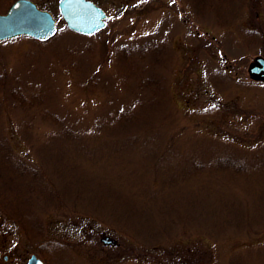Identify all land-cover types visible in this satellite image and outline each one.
<instances>
[{
	"label": "rangeland",
	"instance_id": "374dc122",
	"mask_svg": "<svg viewBox=\"0 0 264 264\" xmlns=\"http://www.w3.org/2000/svg\"><path fill=\"white\" fill-rule=\"evenodd\" d=\"M30 1L56 32L0 42V257L264 264V0H89L88 37Z\"/></svg>",
	"mask_w": 264,
	"mask_h": 264
},
{
	"label": "water",
	"instance_id": "95a60500",
	"mask_svg": "<svg viewBox=\"0 0 264 264\" xmlns=\"http://www.w3.org/2000/svg\"><path fill=\"white\" fill-rule=\"evenodd\" d=\"M57 10L66 28L75 34L91 36L105 27V13L89 0H57ZM55 29L52 15L30 0H14L4 13H0V42L20 36L46 42L55 35ZM246 73L250 80L264 83V58L254 57ZM101 241L110 243L107 239ZM26 264L42 262L32 254Z\"/></svg>",
	"mask_w": 264,
	"mask_h": 264
},
{
	"label": "trees",
	"instance_id": "16d2710c",
	"mask_svg": "<svg viewBox=\"0 0 264 264\" xmlns=\"http://www.w3.org/2000/svg\"><path fill=\"white\" fill-rule=\"evenodd\" d=\"M188 2H190V7H191V9H194L193 8V5L195 4V5H197L200 1L201 2H204V4H203V6H201V5H199V6H201V8L203 9V10H205V9H207L206 7H204V6H209V10H211V8L213 9V13H214V8H215V3L217 4V2H213V1H211V0H187ZM218 2H220V1H222V0H217ZM45 43V42H44ZM43 43V44H44ZM142 50H145L144 49V47L141 49V51ZM140 51V52H141ZM221 75H223L222 73H221ZM220 79L222 80L223 79V76L222 77H220ZM148 80V79H147ZM223 82V81H222ZM254 82H256V81H254ZM256 83H259V84H262V85H264V83H262V82H256ZM124 126V125H123ZM66 129H63V128H61L60 130H58L57 132L58 133H56L55 135H56V137H68V138H71V139H73V138H77V132H75V130L74 129H72L71 127L69 128V127H65ZM122 128V127H121ZM57 139H60V138H57ZM135 142H137V139H136V141ZM134 142V143H135ZM63 153H64V151H63ZM232 162V160H231V158H230V160H227V162ZM228 162V163H229ZM19 163H22V162H19ZM229 164H231V163H229ZM38 171H39V173L41 174V175H43V171L42 170H40V168H38ZM46 179H45V183L46 184H49V183H51V179L47 176V175H43ZM50 186H51V184H50ZM0 187H1V183H0ZM46 190H47V187L45 188ZM62 189L64 190V188L62 187ZM64 192L66 193V191L64 190ZM64 193V194H65ZM62 192L60 193V196H62V195H64ZM4 194L2 193L1 194V196H3ZM7 206V205H6ZM8 208H10V210L12 209L11 207H9V206H7ZM3 208H5V207H3ZM1 207H0V211H1ZM4 210H6V211H8V209L7 208H5ZM16 211V208H13V211ZM17 212V211H16ZM22 219V218H21Z\"/></svg>",
	"mask_w": 264,
	"mask_h": 264
},
{
	"label": "flooded vegetation",
	"instance_id": "af4514ba",
	"mask_svg": "<svg viewBox=\"0 0 264 264\" xmlns=\"http://www.w3.org/2000/svg\"><path fill=\"white\" fill-rule=\"evenodd\" d=\"M12 252H18V251H12ZM32 254H34V253H31V254H29V256L26 258V256H25V254H21V256L23 257V259H22V262H23V264H26V262H27V260H28V258L30 257V255H32ZM18 255L19 254H17L16 256L18 257ZM35 255V254H34ZM36 256V255H35ZM37 257V256H36ZM38 258V257H37ZM20 259L21 258H17L14 262H18L19 263V261H20ZM39 259V258H38ZM13 260V259H12ZM41 260V262H42V264H45L44 263V261L42 260V259H40ZM11 261V259H9V254H7V255H3L2 257H0V264H7V263H9ZM10 264H12V262H10Z\"/></svg>",
	"mask_w": 264,
	"mask_h": 264
}]
</instances>
